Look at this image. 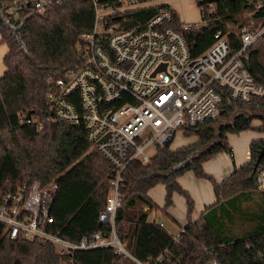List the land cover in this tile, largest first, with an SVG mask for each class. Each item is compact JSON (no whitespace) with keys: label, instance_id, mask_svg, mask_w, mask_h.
<instances>
[{"label":"trees","instance_id":"16d2710c","mask_svg":"<svg viewBox=\"0 0 264 264\" xmlns=\"http://www.w3.org/2000/svg\"><path fill=\"white\" fill-rule=\"evenodd\" d=\"M113 3L117 0H101ZM201 20L184 28L178 14L168 5L136 8L120 13L117 20L124 27L144 25L160 7H169L172 18L166 25L178 30L195 59L213 42L218 30L226 36L230 52L240 48L239 35L228 28L236 23L243 10L253 9V16L264 19V5L255 9L250 0H195ZM15 0H0V41L7 45L3 56L5 70L0 76V196L22 182L38 180L42 186L55 185L50 215V231L70 241L95 232L108 234L110 226L98 220L104 209L114 167L87 140L82 124L63 121L35 125L18 122L21 113H41L46 107V94L52 89L48 78L57 79L82 61L77 51L80 35L90 30L94 9L91 0H62L38 14L31 0L21 4L17 14L7 9ZM209 4L214 10L207 11ZM254 81L264 86V65L256 50L243 58ZM221 94L215 119L206 120L183 130L195 136L192 143L170 148L158 147L150 161L142 164L131 160L122 171L119 183L121 205L114 228L124 247L138 260L148 264H207L215 258L220 264H264V222L249 231L226 237L223 223L241 221L245 212L241 196L253 191L254 162L264 138L249 143V159L221 181L203 169V162L218 152L232 153L227 135L251 128V119L238 114L227 120L232 105H264L256 98L249 103L231 100L227 91L214 86ZM264 132V123L256 127ZM261 160V159H260ZM208 179L216 201L205 208L201 217L191 219L193 200L177 178L186 171ZM157 184L165 187L164 204L157 206L148 196ZM173 193L185 198L187 222L177 240L161 224L149 220L151 209L166 211ZM147 206V207H146ZM257 216V214H254ZM164 250L166 256L154 261ZM134 264L112 247L59 253L55 246L29 241L21 236L11 238L0 222V264Z\"/></svg>","mask_w":264,"mask_h":264},{"label":"built area","instance_id":"2783aa9c","mask_svg":"<svg viewBox=\"0 0 264 264\" xmlns=\"http://www.w3.org/2000/svg\"><path fill=\"white\" fill-rule=\"evenodd\" d=\"M26 1L15 0L7 12L17 14ZM31 1L34 10L43 14L51 4L62 0ZM91 1L93 23L90 30L80 35L77 45L82 61L63 77L48 78L52 89L46 94L44 110L21 113L18 122L35 125L37 129L55 121L83 125L91 147L114 167L105 207L98 214V220L109 225L110 232L84 235L77 241L51 232L50 207L55 185L42 186L38 180L22 182L0 196V222L7 227L9 237L21 236L53 245L62 254L112 247L116 254L134 264H148L132 255L115 233L122 171L131 160L149 162L153 156L147 152L149 147L156 150L166 146L184 128L215 119L222 97L214 86L226 90L234 101L249 103L256 98L264 101V86L254 81L243 59L264 27L242 31L240 48L234 53L230 52L226 36L218 30L212 44L191 59L182 34L166 25L172 18L169 7H160L144 25L124 27L116 19L120 13L160 5L163 0ZM250 1L255 9L263 5ZM213 10V4H209L207 11ZM182 24L188 28L198 23L182 21ZM162 64L164 68L158 69ZM253 180L264 200V155L255 168ZM178 237L179 233L173 239ZM166 254L164 250L154 261H162ZM207 264L220 263L213 258Z\"/></svg>","mask_w":264,"mask_h":264},{"label":"crops","instance_id":"0c3cea01","mask_svg":"<svg viewBox=\"0 0 264 264\" xmlns=\"http://www.w3.org/2000/svg\"><path fill=\"white\" fill-rule=\"evenodd\" d=\"M255 1L264 5V0ZM162 3L168 4L178 14V11L170 5L169 0H163ZM262 27H264V24ZM6 52L7 45L4 54ZM4 70L5 66L3 64V68L0 70V76L3 74ZM232 108V112L228 116L227 120H231L238 114H242L246 118L251 119V128L243 129L236 133H229L227 135L228 144L230 145L232 151L231 154L228 152H218L203 162L202 166L204 171L218 182L223 180L234 169H237L249 159V143L251 140L264 138V132L256 129V127L264 122V105L239 106L238 104H233ZM187 137L189 138L187 143L181 144L180 141L176 144L177 146H170V148L174 149L179 146L192 143L196 140L195 136ZM177 181L179 185L188 192L193 200L191 219L193 221L199 219L205 208L212 205L216 201L211 182L208 179L195 176L193 171L190 170L178 176ZM148 196L157 206L162 207L165 197L164 185L157 184L150 188ZM240 198V207L245 212L244 218L241 217V219H243L242 223L245 226L243 231L247 232L253 226L261 225V223L264 222V200L257 189L248 192V195L245 194ZM254 214H257V216ZM148 218L149 220H154L161 224L171 235L174 236L178 234L187 222L185 198L179 193H173L172 203L166 211L151 209L149 211Z\"/></svg>","mask_w":264,"mask_h":264},{"label":"rangeland","instance_id":"374dc122","mask_svg":"<svg viewBox=\"0 0 264 264\" xmlns=\"http://www.w3.org/2000/svg\"><path fill=\"white\" fill-rule=\"evenodd\" d=\"M170 5L178 11L180 20L189 24L198 23L201 20L200 11L196 5L195 0H169ZM264 24V19H257L253 16V9L243 10L239 13L237 22L228 24V28L239 33L244 30H256L260 29ZM1 37V36H0ZM6 49V44L0 41V70L3 68V55ZM256 50L260 56V59L264 63V30L262 34L255 40V42L249 46L248 51ZM264 123V122H263ZM262 123V124H263ZM261 124V125H262ZM181 141V142H180ZM189 141V138L184 135L183 131L177 132L175 137L170 143V146H177L179 142L185 144ZM148 154L153 155L155 150L153 147L147 149ZM237 216L231 221H225L223 223L222 233L226 237L236 236L242 233L245 226Z\"/></svg>","mask_w":264,"mask_h":264},{"label":"water","instance_id":"95a60500","mask_svg":"<svg viewBox=\"0 0 264 264\" xmlns=\"http://www.w3.org/2000/svg\"><path fill=\"white\" fill-rule=\"evenodd\" d=\"M159 68H164V64H162ZM154 74V73H152ZM219 113H221V110H219ZM264 155V145L259 149L258 153H257V158L256 161L254 162V168H256L257 164L259 163L260 159L262 158V156ZM118 214V212H117Z\"/></svg>","mask_w":264,"mask_h":264}]
</instances>
